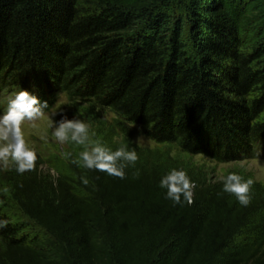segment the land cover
I'll list each match as a JSON object with an SVG mask.
<instances>
[{
    "label": "trees",
    "instance_id": "trees-1",
    "mask_svg": "<svg viewBox=\"0 0 264 264\" xmlns=\"http://www.w3.org/2000/svg\"><path fill=\"white\" fill-rule=\"evenodd\" d=\"M8 88L46 100L54 121L108 110L118 139L101 143L138 159L120 179L73 163L84 148L66 143L53 175L1 168L0 264H264V184L224 174L253 180L244 207L220 179L131 142L264 158V0H0ZM59 94L67 104L54 110ZM173 168L196 184L190 205L159 187Z\"/></svg>",
    "mask_w": 264,
    "mask_h": 264
},
{
    "label": "clouds",
    "instance_id": "clouds-1",
    "mask_svg": "<svg viewBox=\"0 0 264 264\" xmlns=\"http://www.w3.org/2000/svg\"><path fill=\"white\" fill-rule=\"evenodd\" d=\"M49 105L46 100L27 90L20 89L7 98V107L0 112V165L4 168L12 167L17 174H24L34 170L37 154L26 143L21 125L25 122H34L45 115ZM57 115V111L51 116ZM50 135L60 144L74 143L83 146L78 159L72 162L86 169L105 172L110 176L120 179L125 178V168L134 166L138 155L135 149H129L126 144H121L115 150L103 145L100 141L90 136L88 123L75 117L69 119L61 115L59 120L50 117ZM71 152H64L65 159L71 158ZM223 191L235 196L239 205L247 207L251 202L249 195L253 184L252 179H243L236 173H228L220 177ZM84 184L88 183L82 178ZM159 187L165 189V198L174 205L183 203L192 204L196 184L183 169H170L159 180ZM9 220L0 218V229H4Z\"/></svg>",
    "mask_w": 264,
    "mask_h": 264
},
{
    "label": "rangeland",
    "instance_id": "rangeland-1",
    "mask_svg": "<svg viewBox=\"0 0 264 264\" xmlns=\"http://www.w3.org/2000/svg\"><path fill=\"white\" fill-rule=\"evenodd\" d=\"M251 38V33H244ZM13 89L0 90V112L4 109L7 98L12 94ZM67 102L62 94L58 95V100L53 109L57 110L66 106ZM79 111L84 122L88 123L90 136L94 140L106 143L109 140H117V130L113 127V114L108 110H98L89 113L84 105L75 107ZM50 114L45 115L34 122L25 121L21 127L24 132L26 143L33 148L37 154L36 166L39 170L45 171L50 175L54 174V166H60L63 161V153L66 150V143L60 144L50 135L49 128ZM131 142L141 148L159 149L168 152L171 156L193 166L198 172L204 175L207 180L215 181L220 179L229 170H243L250 172L254 180L264 184V158L249 157L239 161L220 163L203 155H188L180 151L175 145L158 144L152 139L141 134H136L131 138ZM4 168L0 165V169ZM10 208V210H9ZM9 212H15L12 207H8ZM13 214V213H12ZM16 219L17 214L13 215ZM20 216V215H19ZM23 222L29 221L20 216ZM33 229L35 228L32 225ZM36 229V228H35Z\"/></svg>",
    "mask_w": 264,
    "mask_h": 264
}]
</instances>
